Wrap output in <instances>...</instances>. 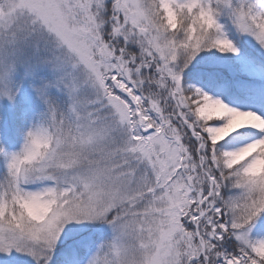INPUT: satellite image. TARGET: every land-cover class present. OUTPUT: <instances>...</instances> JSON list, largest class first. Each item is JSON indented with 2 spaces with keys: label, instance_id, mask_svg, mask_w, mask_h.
Returning <instances> with one entry per match:
<instances>
[{
  "label": "snow or ice",
  "instance_id": "snow-or-ice-1",
  "mask_svg": "<svg viewBox=\"0 0 264 264\" xmlns=\"http://www.w3.org/2000/svg\"><path fill=\"white\" fill-rule=\"evenodd\" d=\"M0 264H264V0H0Z\"/></svg>",
  "mask_w": 264,
  "mask_h": 264
}]
</instances>
